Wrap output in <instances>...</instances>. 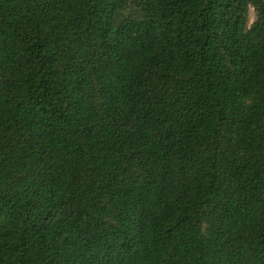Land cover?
<instances>
[{
	"label": "trees",
	"instance_id": "1",
	"mask_svg": "<svg viewBox=\"0 0 264 264\" xmlns=\"http://www.w3.org/2000/svg\"><path fill=\"white\" fill-rule=\"evenodd\" d=\"M0 264H264V0H0Z\"/></svg>",
	"mask_w": 264,
	"mask_h": 264
},
{
	"label": "rangeland",
	"instance_id": "2",
	"mask_svg": "<svg viewBox=\"0 0 264 264\" xmlns=\"http://www.w3.org/2000/svg\"><path fill=\"white\" fill-rule=\"evenodd\" d=\"M249 20H250V23L254 20V13L252 11V9L249 10Z\"/></svg>",
	"mask_w": 264,
	"mask_h": 264
}]
</instances>
